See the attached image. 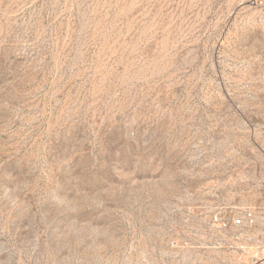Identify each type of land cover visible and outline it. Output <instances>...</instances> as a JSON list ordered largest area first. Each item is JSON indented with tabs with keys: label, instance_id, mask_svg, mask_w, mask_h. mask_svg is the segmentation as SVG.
<instances>
[{
	"label": "rangeland",
	"instance_id": "374dc122",
	"mask_svg": "<svg viewBox=\"0 0 264 264\" xmlns=\"http://www.w3.org/2000/svg\"><path fill=\"white\" fill-rule=\"evenodd\" d=\"M264 244V11L0 0V264H237Z\"/></svg>",
	"mask_w": 264,
	"mask_h": 264
},
{
	"label": "built area",
	"instance_id": "2783aa9c",
	"mask_svg": "<svg viewBox=\"0 0 264 264\" xmlns=\"http://www.w3.org/2000/svg\"><path fill=\"white\" fill-rule=\"evenodd\" d=\"M264 11V0H251ZM258 219L251 208H236L211 213L206 223L214 241L231 252L237 264H264V244L255 233Z\"/></svg>",
	"mask_w": 264,
	"mask_h": 264
}]
</instances>
